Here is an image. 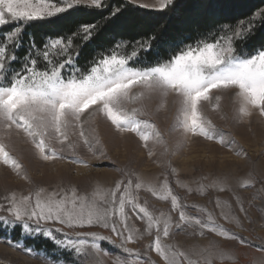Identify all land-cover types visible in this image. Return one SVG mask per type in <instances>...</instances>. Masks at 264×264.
<instances>
[{
  "label": "snow or ice",
  "instance_id": "1",
  "mask_svg": "<svg viewBox=\"0 0 264 264\" xmlns=\"http://www.w3.org/2000/svg\"><path fill=\"white\" fill-rule=\"evenodd\" d=\"M127 5L171 12L176 18V27L162 25L159 32L129 41L124 36L129 30ZM235 7L233 0H199L187 12L184 10L188 6L183 0H155L151 4L126 0L116 5L110 0H0V27L15 25L0 43V164L28 179L4 142L15 133L26 137L44 161L67 159L88 167L76 155V149L82 144L93 155H103L97 147L99 141L86 128L96 116L110 121L118 132L134 133L146 148L150 140L159 143L160 133L155 125L140 118L145 115L143 110L127 107L145 95L162 99L175 97L177 111L172 131L181 130L185 136H199L232 147L234 142L204 115V102L213 110L219 107L221 96L213 97V90L232 94L239 104L238 116H250L256 110L264 117V42L256 45L253 39L257 16L264 27V11L256 13L247 23L232 24L228 21ZM73 9L87 11L97 18L78 22L70 35L50 38L40 48L33 41L23 57L18 55L23 27L34 21L51 20ZM117 35L119 40L115 39ZM108 37H112L111 48L100 51ZM225 40L227 43L222 42ZM81 42L98 46L97 57L86 69L77 63L79 53L73 55ZM126 44L131 48L127 55L118 51ZM153 45L158 51L145 63L148 56L142 60L140 54L151 53ZM53 50L60 58H53L50 54ZM149 155H152L151 149ZM173 174L178 175L175 170ZM133 176L122 172L121 179L108 190L95 188L81 192L66 186L48 191L34 186L28 194L15 191L5 194L0 197V232L20 229L25 241L43 238L51 241L54 248L51 252L40 251L17 240L4 242L39 259L41 264H103V256L112 257V264H152L150 259L121 258V253L140 257L141 253L127 245L143 239L145 234L154 236L145 255L154 251L163 264H214L216 259L227 258L222 250L211 246L196 251L194 255L199 258L193 259L189 253L164 243L174 234L204 237L211 233L225 241L255 247L218 222L233 223L237 209L247 215L238 195L233 196L235 209L219 197L212 201L214 210H219L217 215L204 206L182 202L167 176L160 190ZM177 186L201 196L209 188L219 192L227 190L223 181L198 184L195 190L179 181ZM141 189L159 200L170 201L171 211L178 214V219L173 221L171 215L163 213L157 216L146 202L140 203ZM131 216L145 223L143 232L130 226ZM92 228L107 230L110 235L79 231ZM113 237L119 240L116 245L119 253L102 248L103 242L115 244ZM256 250L264 252V246Z\"/></svg>",
  "mask_w": 264,
  "mask_h": 264
},
{
  "label": "rangeland",
  "instance_id": "2",
  "mask_svg": "<svg viewBox=\"0 0 264 264\" xmlns=\"http://www.w3.org/2000/svg\"><path fill=\"white\" fill-rule=\"evenodd\" d=\"M143 2L151 4L155 3V0ZM259 12L262 11L256 13ZM254 23L255 25L262 23L259 16ZM222 42L227 43L226 40ZM50 54L53 58H60L55 50ZM211 95L221 96L219 107L213 110L204 102V115L220 133L234 142L232 147L199 136H185L181 130L172 131L177 111L175 97L170 95L162 99L158 96L145 95L129 103L127 107L143 110L145 115L140 118L155 125L160 133L159 143L150 140L146 148L144 142L134 133L118 132L110 121L102 116H96L86 128L89 135L99 141L97 147L102 150L103 155H93L80 144L76 149V155L88 165L84 167L70 163L67 159L44 161L26 137L13 133L10 138H5L4 142L9 145L11 155L22 165L28 179H23L8 166L0 164V197L12 191L17 194H28L34 186L43 187L48 191L66 186H73L81 192H91L95 188L108 190L121 179L122 172L134 174V179L139 176L145 185H152L160 190L167 176L170 186L182 198V202L189 206L193 204L204 206L217 215L219 210H214L212 201L219 197L223 203L232 204L235 209L233 196L238 195L247 210V215L239 213L237 209L233 223H226L223 220L218 222L246 238L255 247L225 241L211 233H206L204 237L174 234L164 240V243L173 245L177 251L189 253L193 259L199 258L194 255L196 251L215 246L222 250L227 258L216 259L214 264H262L264 252L257 251L256 247L264 246V117L256 110H252L250 116H238L239 104L230 93H218L213 90ZM213 103L216 101L213 100ZM75 139L76 137H73V140ZM149 149L152 152L151 156ZM237 152L240 154L237 155ZM173 170L178 175L173 174ZM177 181L193 190L197 189L198 184L210 185L213 181H223L227 190L219 192L209 188L207 194L203 196L196 194L195 191L189 194L185 188L177 186ZM139 202L142 204L146 202L157 216L163 213L164 216L171 215L173 221L178 219V214L171 211L170 201L159 200L145 189L139 192ZM129 224L140 232L145 228V223L135 216H131ZM79 231H96L102 235H110L107 230L100 228ZM172 231L175 233V229ZM14 233L0 232V264H41L39 259L8 246L4 241L13 239L21 244L33 241V244L28 246L36 249L38 244L45 247V241L49 240L34 238L25 241L22 235L17 238ZM113 239L116 240L115 244L103 242L102 248L111 253H119L120 250L116 247L119 240L115 237ZM153 239L154 236L145 234L143 239L127 245L134 252L141 253L140 257H129L126 253H121V258L150 259L152 264H163L162 259L154 251L145 255V250ZM50 243L52 248L48 250L49 252L54 248L53 243L51 241ZM101 259L103 264H112L110 256H103Z\"/></svg>",
  "mask_w": 264,
  "mask_h": 264
},
{
  "label": "trees",
  "instance_id": "3",
  "mask_svg": "<svg viewBox=\"0 0 264 264\" xmlns=\"http://www.w3.org/2000/svg\"><path fill=\"white\" fill-rule=\"evenodd\" d=\"M185 5L188 6L184 11L187 12L192 6L197 4L199 0H183ZM236 5L235 10L229 19V23L235 24L237 21L248 22L256 12L264 11V0H233ZM113 5L126 3V0H110ZM127 16L129 30L124 33L127 40L131 41L133 38H139L140 36H147L153 32L161 31V26L176 27V18L171 12H158L148 9L135 8L132 5H127ZM179 15V13L177 14ZM96 15H89L84 10H70L68 13L61 14V16L54 17L51 20L34 21L30 25L23 27L20 40L22 41V47L18 50V55L23 57L28 52L31 43L34 41L37 48L42 47L47 40L55 39L58 37H64L70 35L75 30L78 22H88L96 20ZM183 19V16H181ZM15 25L9 24L0 28V43L6 40L7 34L14 30ZM107 28L108 26L105 25ZM254 43L259 45L264 42V27H261V23L256 25L254 29ZM116 40L120 39V36L115 37ZM112 46V37H108L103 42V48L100 51H107ZM10 51L13 50L11 45ZM75 47V46H74ZM124 54H130L131 48L129 45H125L122 49H119ZM158 51L157 47L153 45V51L151 53H141L140 58L143 60L144 56H148V60L145 63L151 61ZM78 52L77 63L81 68H88L90 63L97 57L98 46L96 43H79L78 47H75L73 55ZM14 236L21 237L20 229H16ZM32 242V243H31ZM27 245L33 244V241L24 242ZM35 244V242H34ZM45 247L42 244H38L36 249L43 251L45 249L50 250L52 244L50 241H45Z\"/></svg>",
  "mask_w": 264,
  "mask_h": 264
}]
</instances>
